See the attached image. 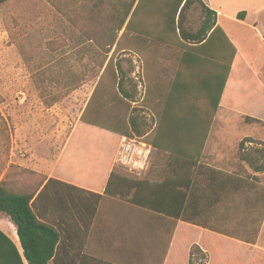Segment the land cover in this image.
<instances>
[{"label":"crops","instance_id":"obj_1","mask_svg":"<svg viewBox=\"0 0 264 264\" xmlns=\"http://www.w3.org/2000/svg\"><path fill=\"white\" fill-rule=\"evenodd\" d=\"M202 2L216 12V23L220 26L223 19L236 17L237 8L226 10V5L216 0ZM246 15H249L248 10ZM225 34L235 48L234 65L232 60L229 81L222 90L209 128L202 109L209 98L210 78L221 74V44L215 41L209 47L211 57L207 59L182 60L179 69L168 60L159 61V67L154 61L147 80L143 62H139L141 91H136L131 107L137 108L148 122L149 127L142 136L148 135L152 141L148 143L151 158L139 177L154 183L142 188L141 194H149L151 203L158 207L175 210L173 187L176 184L179 189H185L189 181L188 160L175 155L186 170L177 174L176 168L169 164L170 149L197 148L201 137L202 150L196 165L224 172L209 177L204 171L192 174V180H196L194 184L189 182V187L194 185L193 197L182 210L186 218H176L162 212L161 208L106 194L110 174L117 164L116 150L122 135L103 129L105 133H99V144L86 143L88 135L84 130L99 127L79 119L60 146L55 147L54 160L49 157L38 162L20 161L15 157L7 159V167L0 172V181L8 166L16 164L44 175L45 180L54 179L70 185L74 190L70 189L71 192L82 194L75 191L78 188L85 193L82 198L89 210L86 228L72 214L67 221L63 220L64 203L56 183L41 195L39 206L49 217L44 221L59 233L54 260L48 264H189L193 246L199 249V256H203V264H264V171H252L239 158L238 151L245 137L264 142V123L245 122L243 112L237 107L239 99L250 88L264 98V46L261 47L263 51L253 49L245 54L237 45V37L230 36L227 31ZM240 65L245 67L249 78L244 83L236 78ZM228 97L233 110L224 105ZM234 112L242 118V124L230 122ZM244 124L250 126L251 132L240 130ZM78 127L84 130L77 133ZM75 136L79 139L75 140ZM112 136L117 137V141H113ZM163 180L168 185L164 189L156 187L154 195V186ZM186 192L189 194L190 189ZM0 264H28L15 224L2 213Z\"/></svg>","mask_w":264,"mask_h":264},{"label":"rangeland","instance_id":"obj_2","mask_svg":"<svg viewBox=\"0 0 264 264\" xmlns=\"http://www.w3.org/2000/svg\"><path fill=\"white\" fill-rule=\"evenodd\" d=\"M82 1L87 0H6L0 4V172L7 167L10 157L20 161L38 162L47 157L54 160L55 147L60 146L79 119L95 84L89 75L95 67L92 50L96 48L88 44L83 32L94 33L103 28L101 23L113 0H89L90 7L82 6ZM96 1L99 3L97 7L91 5ZM153 1L154 9L151 5L146 6V12L135 17L133 28L150 30L153 34L161 28L160 15L168 17L173 4L167 3L163 11L160 7L162 0ZM216 1L226 5V10L237 8L234 16L245 11L243 19L235 17L221 21L225 32L237 37V45L244 53L253 49L263 51L264 0ZM254 7L256 9L251 11ZM202 17L201 5L194 2L186 10L184 29L195 31ZM129 35L125 37L126 45ZM139 50L138 47L130 52L115 53L113 59V63L118 61L124 71H129L123 83L129 84L131 79L136 91H141L138 86L142 61ZM179 51L174 45L164 47L157 44L153 46V58L168 60L175 67ZM110 54L111 51L108 56ZM82 73L85 77L81 82ZM236 78L241 83L249 79L244 66L240 65ZM71 81L76 83V87H71ZM209 83L211 90L215 89L216 78H210ZM239 87L242 88L241 85ZM224 105L234 108L229 97ZM134 113H137V108ZM237 115L235 112L231 114L230 122L242 124V118ZM82 129L78 127L77 133ZM240 130L251 132L248 124ZM84 131L88 135L86 143L95 145L101 142L100 134L105 133L99 128ZM112 137L117 141V137ZM131 138L148 144L142 136ZM76 139L79 136H75ZM247 146L251 147L249 149L255 147L254 144ZM114 167L134 177L143 173L130 172L117 164Z\"/></svg>","mask_w":264,"mask_h":264},{"label":"trees","instance_id":"obj_3","mask_svg":"<svg viewBox=\"0 0 264 264\" xmlns=\"http://www.w3.org/2000/svg\"><path fill=\"white\" fill-rule=\"evenodd\" d=\"M4 1L6 0H0V4ZM144 1L113 0L104 21L101 23L103 28H100L99 31H95L94 33L83 32L88 44L91 46L95 45L96 48L91 49L95 67H93V71L89 75L92 80H95V84L86 103H84L79 120L118 135L128 137L142 136L149 125L144 117L138 111L134 113L135 108L131 107V101L134 100L136 95L135 85L131 83V79L128 81L129 84L125 85L123 83L124 77L127 76V72L129 71H124L118 61L113 63L114 54L130 52L134 48L138 49L139 47V57L143 62L144 78L147 80L149 69L154 67L153 62L155 59L153 57L155 53L153 52V46L157 44L164 47L174 45L178 48L180 50L178 55L180 62L176 64V69H179L182 60L207 59L211 57L208 49L216 41L217 44L219 43L223 47V63L221 74L214 76L217 80V89L211 90L210 87L208 92L209 98L202 109L204 110V114L207 115V126L209 128L220 102L222 90L229 81L228 74L234 65L235 48L233 44L221 26L216 23V12L205 6L202 0H162L160 7L163 11L166 10V5H171L172 3L173 6L168 17L162 14L160 15L162 24L157 33L153 34L150 30L133 28L135 17H138L139 14L142 15L143 11L145 13L146 6L151 5L154 9L153 0ZM89 2L87 0L81 3L84 7H90ZM194 2L201 5L203 17L199 27L195 31H186L183 27L185 13ZM98 4L96 1L91 5L97 7ZM244 16L245 11L242 10L237 13L236 18L243 19ZM121 30L122 32L119 34ZM129 33L130 35L127 39L128 44L126 45L124 41ZM110 51L111 54L108 56ZM232 60L233 65H231ZM155 62H157L158 66L159 59H156ZM84 77L85 74L82 73L79 81ZM73 82H70L72 84L71 87H76V83ZM237 107L243 112L245 122L259 121L264 123V98L251 88L239 99ZM142 137L148 143L152 142L148 135ZM249 143L254 144L255 147L249 149L251 147L246 146ZM202 144L203 137H201L199 147L182 150L184 154L179 149H170L169 164L172 167L174 166V169L176 168L175 172L177 174L184 173L186 170H183L181 162L175 158V155H182L188 160V170L186 173H188L189 181L185 183V189H179L176 184L173 187L175 205L173 206L175 210L169 211L165 207H158L157 204L151 203L152 197L149 194H141L142 188L146 186L150 187L154 183H151L145 178L123 174L117 171V169L111 172L105 193L111 196L125 198L132 203L157 209L161 208L160 210L162 212L173 215L176 218L180 216L186 218L182 210L193 197L194 185L192 186V184L196 180H192V174L197 171H204L208 177L214 173L224 174V172L209 166L196 165L200 157ZM238 151L239 158L252 171H264L263 141L245 137L240 141ZM45 179L46 177L44 175L34 170L20 165L10 164L3 179L0 181V213L7 215L15 224L23 249V255L28 264H48L51 259L54 260V255L56 254L55 247L59 233L53 226L44 221V218L49 220V217L44 215L39 206L41 195L45 190L53 187L51 186L52 183H56L57 189L60 188V193L62 194L64 221H67L72 214L86 228V220L89 215V210L86 208L87 204L82 198V194L85 195L82 189L75 188V191L82 193L76 194V192H71L70 189L72 187L66 183L54 179ZM189 182L192 183L190 187ZM157 185L153 188L154 195L157 194L156 187L158 189H164L168 184L163 180L157 183ZM188 188L190 189L189 194L186 192ZM97 197L95 195V199ZM194 257L196 261L193 260ZM199 258L201 259L200 261H198ZM202 260L203 256H199V249L193 246L190 249L189 264H203Z\"/></svg>","mask_w":264,"mask_h":264},{"label":"built area","instance_id":"obj_4","mask_svg":"<svg viewBox=\"0 0 264 264\" xmlns=\"http://www.w3.org/2000/svg\"><path fill=\"white\" fill-rule=\"evenodd\" d=\"M150 149L147 143L122 135L118 141L115 161L128 171L139 174L147 165Z\"/></svg>","mask_w":264,"mask_h":264}]
</instances>
